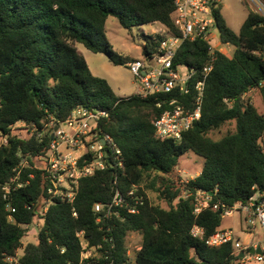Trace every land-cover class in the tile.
Masks as SVG:
<instances>
[{"label": "trees", "instance_id": "16d2710c", "mask_svg": "<svg viewBox=\"0 0 264 264\" xmlns=\"http://www.w3.org/2000/svg\"><path fill=\"white\" fill-rule=\"evenodd\" d=\"M175 9V0H0V130L6 139L0 143V264H239L235 239L213 246L190 231L196 224L208 237L220 229L224 216L212 206L195 212L199 190L228 206L247 203L256 194L264 200V113L249 95L258 89L264 102V14L249 9L236 32L220 5L212 6L221 42L234 49L231 55L215 51L202 115L180 140L156 136L153 120L162 108L154 95L118 96L105 77L91 71L76 45L122 63L107 34L108 16L128 29L160 22L179 34ZM144 38L143 53L150 54L163 36ZM209 46L204 38L186 39L175 62L200 70L211 60ZM79 105L107 112L97 127L113 136L123 165L107 161L104 169L81 178L69 201L48 194L50 180L35 159L47 152L51 139L38 132ZM19 121L27 126L24 135L13 130ZM228 123L235 124L234 130L211 136ZM187 151L203 157L204 164L185 180L178 165ZM17 168L22 185L11 189L16 209L11 212L3 186ZM133 188L144 198L138 212L125 206L95 209L96 203L111 202L117 189L126 194ZM145 188L167 205L152 202ZM184 191L189 195L184 197ZM30 225L35 240L23 246ZM131 232H139L142 242L130 258ZM86 250L93 253L85 257Z\"/></svg>", "mask_w": 264, "mask_h": 264}, {"label": "built area", "instance_id": "2783aa9c", "mask_svg": "<svg viewBox=\"0 0 264 264\" xmlns=\"http://www.w3.org/2000/svg\"><path fill=\"white\" fill-rule=\"evenodd\" d=\"M219 1L175 0L174 20L180 31L179 34L173 33L165 26L164 33L161 34L163 38L155 51L150 54L143 53L141 57L127 62L130 72L139 81L136 93L142 97L154 95L156 106L162 108L153 120L156 136L160 138L180 140L202 115L205 84L208 73L213 67L214 53L216 50L225 52L221 40L217 45L211 40V29L215 27L212 6L217 5ZM252 1L258 8L256 11L264 14V0ZM198 38L210 42L209 49L212 54L210 62L200 70L185 63L175 62L176 53L183 41ZM106 115L105 110L79 105L66 119L52 118L38 132L40 138L46 133L51 136L47 152L35 159L36 165L45 169L50 180L48 194L51 197L59 196L71 201L74 199L81 178L93 174L97 169H104L107 161L113 160L116 164L123 165L122 151L113 136L100 131L97 127L99 120ZM36 128L33 124L32 130ZM19 177L20 169L17 168L11 183L3 186V196L8 201L7 207L11 212L16 209L11 205L10 193L12 188L16 189L22 185ZM134 191L133 188L125 194L117 189L111 202L106 205L96 203L95 209L99 211L103 206L107 209L125 206L131 213L138 212L140 205L144 203V198L141 195H134ZM132 195H134V204L129 201V196ZM188 195L189 193L184 191L183 196ZM194 203L196 213L210 206L215 209L221 208L224 215L240 211L246 214V222L254 227L259 222L264 229V200H260L256 195L247 203L228 206L220 200L213 201L212 193L199 190L195 194ZM46 208L47 205L44 210ZM74 214L77 215L76 211ZM40 224L41 222L35 229H38ZM190 232L195 237L206 239V242L213 246L235 239L231 228L219 229L206 237L204 228L195 224ZM80 234L81 232H78V235ZM257 246L254 245L253 248L256 249ZM140 248L141 245L136 250ZM242 250L236 247V253ZM261 250V253L249 252L248 256V252H245L241 260L248 257L255 259L258 264H264V245H261ZM88 251H84L83 256L90 255ZM127 254L131 258L129 249ZM8 259L13 261L15 258Z\"/></svg>", "mask_w": 264, "mask_h": 264}, {"label": "rangeland", "instance_id": "374dc122", "mask_svg": "<svg viewBox=\"0 0 264 264\" xmlns=\"http://www.w3.org/2000/svg\"><path fill=\"white\" fill-rule=\"evenodd\" d=\"M219 5L228 25L236 32L239 31L243 21L245 20L248 10H258L252 0H220L217 3V6ZM164 28L165 25L162 23L153 22L142 25H134L131 29H128L120 24L117 17L109 15L106 21L107 34L114 50L123 58L124 61L118 64L111 62L109 57L103 52H94L86 48L82 43H77L76 45L80 53L86 58L91 71L98 76L105 77L118 96L126 97L136 93L139 86V81L135 79L133 74L130 72L127 62L133 58L142 56L145 34H162L164 33ZM211 33L212 43L215 45L219 44V28L217 26L213 27L211 29ZM221 46L225 51L224 53L228 55L232 54L234 49L232 45L222 43ZM250 96L259 112L264 113V102L260 91L258 89H254ZM234 128V123H228L221 129L213 131L211 136L213 138H219L226 134L228 130H234ZM26 129L27 126L20 121L13 127L15 132L22 135L26 133ZM4 140L5 138H3V133L0 130V143ZM203 164V157L198 156L193 151H187L180 157L178 171L183 179L188 180L196 176L197 172H200ZM145 191L152 202L159 203L164 206L167 205L165 201L158 198L157 192L151 188H145ZM236 214H234V216L233 214L230 216L224 215L220 227L231 225ZM245 235L246 233L241 230L236 231L234 234L235 246L237 249L244 241ZM252 235L264 245V231L259 222L257 223V228L253 231ZM34 240L35 229L30 227L22 238L23 246ZM141 242L142 237L139 232H131L128 235L127 246L130 250L131 257L134 255L136 249L141 245ZM22 252L23 247L18 250V254L21 255ZM88 252L89 254L93 253L91 250ZM248 254L249 252L247 253V256ZM16 260L17 259H14V261ZM239 264H258V262L255 259H248V257H246V259L239 261Z\"/></svg>", "mask_w": 264, "mask_h": 264}, {"label": "crops", "instance_id": "0c3cea01", "mask_svg": "<svg viewBox=\"0 0 264 264\" xmlns=\"http://www.w3.org/2000/svg\"><path fill=\"white\" fill-rule=\"evenodd\" d=\"M252 92L253 91H251L249 93V95H251ZM198 173L199 172H197V174ZM256 196H258V194H256ZM232 214H233V216H234V214H236V216H235V218H233V221H232L231 225L226 226V227H220V229L231 228L234 231V234L236 233V231H239V230H241L242 232L246 233L245 239L241 243L240 250H242V248H246V247H250L251 248L254 245H263L258 239H255V237L252 235L253 231L256 230L257 225L254 227V226L250 225L248 222H246V220H245L246 214H244V213H242L240 211H236V212H234ZM232 214H230V215H232ZM230 215H228V216H230ZM263 231H264V229H263ZM249 250H248V252H250ZM242 251H244V250H242Z\"/></svg>", "mask_w": 264, "mask_h": 264}, {"label": "water", "instance_id": "95a60500", "mask_svg": "<svg viewBox=\"0 0 264 264\" xmlns=\"http://www.w3.org/2000/svg\"><path fill=\"white\" fill-rule=\"evenodd\" d=\"M254 208H255V206H254ZM249 251L252 252V253H254V252L261 253L262 252L261 245H258L256 247V249H254L253 247H251ZM244 254H245V251H241V253L239 254V256L242 257Z\"/></svg>", "mask_w": 264, "mask_h": 264}]
</instances>
